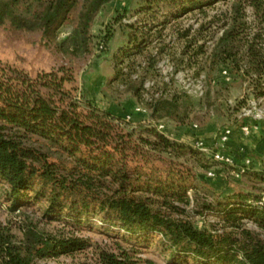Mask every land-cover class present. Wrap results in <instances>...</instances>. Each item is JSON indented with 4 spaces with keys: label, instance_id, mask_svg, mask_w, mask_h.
Segmentation results:
<instances>
[{
    "label": "trees",
    "instance_id": "1",
    "mask_svg": "<svg viewBox=\"0 0 264 264\" xmlns=\"http://www.w3.org/2000/svg\"><path fill=\"white\" fill-rule=\"evenodd\" d=\"M112 1L0 0V26L9 23L16 30L42 32L43 41L54 43L61 53L84 57L93 46L95 19ZM219 4L227 8L209 21L221 35L206 63L212 71L225 69L234 82H242V107L250 97L264 99V0H143L133 14L143 19L123 26L128 30L127 42L114 56L112 83L144 100L150 94L148 78L158 76L165 53L159 46L168 25L194 12L209 18ZM78 7L75 27L58 40ZM119 16L115 20L120 24L127 14ZM113 37V30L106 32L99 49L108 51ZM201 53L202 47L197 55ZM74 82L66 67L32 76L0 61V184L12 210L44 201V216L50 221L65 219L80 226L90 216L101 217L133 235H160L172 260L185 256L196 264H264V240L245 228L250 221L264 232V208L251 203L262 195L191 200L188 191L197 190L189 183L191 173L178 171L172 162L167 169L149 167L150 155H157L160 162L164 155L172 161L189 156L204 170L210 168V159L171 140L157 126L148 125L144 133L129 129L93 101L79 100L76 87H67ZM163 87L167 91L170 84ZM191 102L185 93L166 92L160 97L151 94L146 108L152 122L168 119L184 124ZM245 175L264 183V170ZM192 204L193 215H214L217 225L198 228L186 209ZM88 247L86 240L54 236L34 227L18 242L0 228L1 264H43L45 259ZM100 261L135 264L126 252H101Z\"/></svg>",
    "mask_w": 264,
    "mask_h": 264
},
{
    "label": "rangeland",
    "instance_id": "2",
    "mask_svg": "<svg viewBox=\"0 0 264 264\" xmlns=\"http://www.w3.org/2000/svg\"><path fill=\"white\" fill-rule=\"evenodd\" d=\"M82 1L80 0L81 3ZM142 5L143 0H113L108 4L94 21L91 30L94 37L93 46L90 54L84 57L61 53L54 43L43 41L42 32L16 30L6 23L0 26V61L32 76L60 67L69 68L74 74L75 82L67 87H76L79 100L86 98L93 101L99 109L110 112L114 118L138 133H144L148 125L157 126V130L170 136L171 140L190 145L198 151L200 150L196 142L191 144L181 140L183 135L197 130L195 125L199 130L212 125V130H209L212 138L206 146L213 150L218 149L219 134L224 129L241 130L244 125L256 127L258 122L264 120V99L256 100L250 97L248 104L242 107L240 103L245 97V86L242 82H234L225 69L212 71L206 63L205 57L221 35L218 26L209 25V21L213 15L227 8L222 4L209 12V18L194 12L168 25L163 42L159 46V49H165V53L157 68L158 76L148 78L147 88L150 94L144 95V100L135 99L132 95L124 93L121 86L112 83L115 73L114 56L127 42L128 30L123 26L143 19L142 16H133ZM80 7L73 13L71 22L61 29L58 40H63L73 30ZM119 13L127 14L120 24L115 20L120 17ZM109 30H113L114 37L108 51H101L98 43ZM200 47L204 53L197 55ZM224 71L228 72L227 76L223 74ZM164 83L170 84L167 91L163 87ZM174 91L185 93L192 101L191 114L184 124L168 119L152 122L149 111H139L148 110L146 101L151 94L160 97L166 95V92ZM159 125L165 126V129L160 130ZM204 154L210 159L209 169L214 172V177H208L210 170L202 169L197 160L189 156L172 161L164 155V161L160 162L157 155L151 154L149 167L167 169L172 162V167L178 171L191 173L189 183L197 189L188 191L191 200L197 197L200 202L206 199L212 202L237 193H250L252 198L262 195L264 183L250 175L237 178L230 168L214 163L210 154ZM45 209L46 203L41 201L12 210L6 188L0 184V228L8 230L18 242L25 238V233L30 227L54 236L74 237L89 242V247L85 250L58 258H48L42 261L43 264H101V252L117 255L122 252L129 253L135 264H196L185 256L172 260L171 252L163 247V238L160 235H151L148 238L133 235L116 225L103 222L101 217L90 216L89 220L80 226L65 219L50 221L44 216ZM186 209L198 228H210V225L218 223V219L211 214L193 215V204ZM245 228L257 233L264 240V232L253 222L246 221Z\"/></svg>",
    "mask_w": 264,
    "mask_h": 264
},
{
    "label": "crops",
    "instance_id": "3",
    "mask_svg": "<svg viewBox=\"0 0 264 264\" xmlns=\"http://www.w3.org/2000/svg\"><path fill=\"white\" fill-rule=\"evenodd\" d=\"M194 127L197 130L183 135L181 140L191 144L200 142L207 145L212 138V133H209L212 125H207L200 130L197 125ZM221 152L233 160L234 164L231 169L234 173L242 171L249 174L261 173L264 170V120L257 123L250 135H245L240 129L234 128ZM208 154L212 157L213 152ZM247 159H251L250 165L246 164Z\"/></svg>",
    "mask_w": 264,
    "mask_h": 264
},
{
    "label": "built area",
    "instance_id": "4",
    "mask_svg": "<svg viewBox=\"0 0 264 264\" xmlns=\"http://www.w3.org/2000/svg\"><path fill=\"white\" fill-rule=\"evenodd\" d=\"M223 74L227 76L228 72L224 71ZM139 111L147 113V110H145V109L144 110L139 109ZM158 128L160 130H163L164 126L163 125H159ZM254 129H255V127L249 126V125H244L243 127H241V131L245 135H250ZM232 132H233V129L226 128L220 133L218 149H213L214 151L209 149L206 145H204L203 143H200V142L197 143L196 146L203 153L208 154V153L213 152V155L211 157L213 161H215V162H217V163H219L221 165L227 166V167H232L233 164H234L233 160L230 157L222 154V152H221L223 150V147H224L225 143L228 141L229 136L232 134ZM250 163H251V159H247L246 160V164L250 165ZM243 173H245V171L236 173V177L240 178L243 175ZM207 175H208V177H214V172L213 171H209L207 173ZM251 203L253 205H257V206H260V207L264 208V192H263L262 196L259 199H253L251 201Z\"/></svg>",
    "mask_w": 264,
    "mask_h": 264
}]
</instances>
